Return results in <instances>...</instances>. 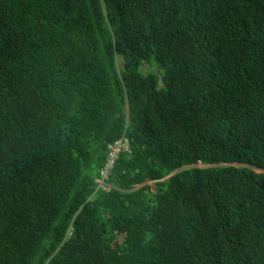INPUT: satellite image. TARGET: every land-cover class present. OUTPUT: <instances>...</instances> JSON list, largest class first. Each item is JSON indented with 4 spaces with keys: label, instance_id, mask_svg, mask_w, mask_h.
<instances>
[{
    "label": "trees",
    "instance_id": "trees-1",
    "mask_svg": "<svg viewBox=\"0 0 264 264\" xmlns=\"http://www.w3.org/2000/svg\"><path fill=\"white\" fill-rule=\"evenodd\" d=\"M0 264H264V0H0Z\"/></svg>",
    "mask_w": 264,
    "mask_h": 264
},
{
    "label": "built area",
    "instance_id": "built-area-1",
    "mask_svg": "<svg viewBox=\"0 0 264 264\" xmlns=\"http://www.w3.org/2000/svg\"><path fill=\"white\" fill-rule=\"evenodd\" d=\"M122 149H127V144L123 143L121 139L115 140L113 143L107 146V152L103 161L102 166L99 168V183L102 185L103 179L106 177L109 172L110 167L112 166L118 152Z\"/></svg>",
    "mask_w": 264,
    "mask_h": 264
},
{
    "label": "clouds",
    "instance_id": "clouds-1",
    "mask_svg": "<svg viewBox=\"0 0 264 264\" xmlns=\"http://www.w3.org/2000/svg\"><path fill=\"white\" fill-rule=\"evenodd\" d=\"M117 139H121L123 143L127 144L126 139H125V137H124L123 135H120V136H119L118 138H116L115 140H117ZM115 140H113L112 142H109V143L106 145V148H107V146H108L109 144L113 143ZM127 149H128V146H127ZM127 149H122V150H127ZM233 165H236V163H234ZM254 170H257V169L254 168ZM258 170H259V169H258ZM69 233H70V230H67V232H66L65 235H64V238L68 237Z\"/></svg>",
    "mask_w": 264,
    "mask_h": 264
},
{
    "label": "rangeland",
    "instance_id": "rangeland-1",
    "mask_svg": "<svg viewBox=\"0 0 264 264\" xmlns=\"http://www.w3.org/2000/svg\"><path fill=\"white\" fill-rule=\"evenodd\" d=\"M255 171H257V170H255Z\"/></svg>",
    "mask_w": 264,
    "mask_h": 264
},
{
    "label": "water",
    "instance_id": "water-1",
    "mask_svg": "<svg viewBox=\"0 0 264 264\" xmlns=\"http://www.w3.org/2000/svg\"><path fill=\"white\" fill-rule=\"evenodd\" d=\"M258 170V169H257Z\"/></svg>",
    "mask_w": 264,
    "mask_h": 264
}]
</instances>
